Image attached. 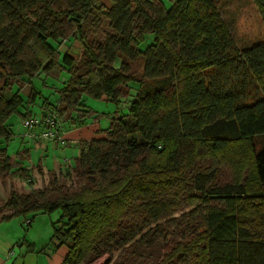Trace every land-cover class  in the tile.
<instances>
[{
  "label": "trees",
  "instance_id": "1",
  "mask_svg": "<svg viewBox=\"0 0 264 264\" xmlns=\"http://www.w3.org/2000/svg\"><path fill=\"white\" fill-rule=\"evenodd\" d=\"M107 1L0 0V178L30 188L11 191L0 221L59 211L50 242L67 246L64 264H116L115 252L170 236L149 264H264V145L252 147L264 137V40L237 47L214 0ZM60 69L69 79L40 113L91 115L84 95L116 108L104 136L80 143L76 188L53 172L35 188L7 152L8 120L21 106L32 117L34 77ZM232 144L251 146L249 164L220 180ZM186 204L189 218L176 215Z\"/></svg>",
  "mask_w": 264,
  "mask_h": 264
},
{
  "label": "rangeland",
  "instance_id": "2",
  "mask_svg": "<svg viewBox=\"0 0 264 264\" xmlns=\"http://www.w3.org/2000/svg\"><path fill=\"white\" fill-rule=\"evenodd\" d=\"M104 2H108L107 0H101ZM220 15L222 16L226 26L229 29L237 47L244 48L250 45H253L257 42L264 40V24L262 22L261 15L253 2V0H214ZM166 7L171 5L170 0H163ZM97 38L102 39L103 35L98 33ZM148 38L151 40L152 35H149ZM149 41V40H148ZM61 50H66V46L63 45ZM140 63L137 65V74L141 72ZM69 79V72L65 69H60L57 71L55 75L53 74H45L41 73L34 77L33 85L37 88L38 94L36 103H34L31 107L35 114L31 116L39 117L42 109L39 104L41 101L40 98L47 97L49 102L52 105H56L58 103V92L65 85V82ZM29 85L21 86V91L24 95L29 91ZM22 94V95H23ZM83 102L89 108L93 117L91 120L93 121L96 117L108 119L110 122V115L114 112L116 108V104L105 101L102 99L93 98L89 95L83 96ZM127 101L125 98L121 100V107L123 110L125 109ZM24 106L20 107V111L13 113L9 122L11 124V130L13 132V137L9 141L7 145V152L11 156L12 160L17 158L18 153L21 156L19 160H22V164L24 167L30 170L31 179H33V186L35 188H42L51 181L52 177L49 175L50 172L55 173L54 175L59 177V179L64 183L66 189H74L78 185L77 179L73 172V163H74V155L76 152L73 150H66L65 152L62 149L56 146H49L45 149L43 142H49L55 145H65V127L63 126V122L69 119L70 114L76 113L75 111H67L62 113L61 116L54 113L57 118L61 129V137L64 139L63 143H56L44 137H39L37 139L27 138L23 135L24 129L21 124L23 119H20L21 115L19 112H24ZM44 112V111H43ZM39 113V114H38ZM87 114L85 112L79 113ZM91 115H88L86 120H89ZM44 130V128H42ZM31 141V143H30ZM32 142L34 144H32ZM37 142L40 143V146H37ZM254 145L252 147L254 149H259L262 145H264V137L257 136L253 139ZM40 147V148H39ZM27 148L25 152H21L23 149ZM251 152L250 145H230L224 152L222 156L223 167L218 168V177L219 179H226L229 174L238 172L243 169L244 166L249 164V157ZM64 159H70L72 163L64 164ZM57 163V164H56ZM49 172V173H48ZM15 191L17 193H28L30 192L29 184L26 181L21 180L16 177L7 176L4 180L0 178V205L4 203L9 197L11 191ZM55 194L50 193L49 199H53ZM183 206L179 207V210L176 211V215L185 214V217L189 218L192 210V207ZM59 211H54L50 214L42 212H34L27 214L25 216L31 220V224L27 225L23 219L24 216L18 215L14 216L11 220H5L1 222L0 230H9L7 225H12L11 223H17L18 220H23L22 224H17V228L19 230V234L21 236H27L28 238H35L40 243H46V246H51L50 244V236L53 234V227L51 226V220L58 216ZM3 213H7L6 209H2L0 211V217ZM27 219V218H26ZM13 222H9L12 221ZM15 221V222H14ZM6 223V224H5ZM45 238V239H42ZM169 241L165 242V240H161L159 244L155 247L154 250H148L142 246H128L120 253L115 252L110 259V262H113L115 259L116 264H147V259H154L156 254L162 255L166 252L167 243L171 245L172 237H168ZM176 238V237H174ZM45 246V247H46ZM107 255L102 256L98 261L92 264H104V260L107 259ZM109 258V257H108ZM150 263V262H149ZM148 263V264H149ZM82 264V263H79Z\"/></svg>",
  "mask_w": 264,
  "mask_h": 264
},
{
  "label": "crops",
  "instance_id": "3",
  "mask_svg": "<svg viewBox=\"0 0 264 264\" xmlns=\"http://www.w3.org/2000/svg\"><path fill=\"white\" fill-rule=\"evenodd\" d=\"M27 110L32 112V114H35L30 105H28ZM111 115L109 116L110 118ZM87 117L88 115L84 116L83 118H78L77 112L72 113L70 118L62 123L65 127L66 144L58 146L49 142H43L45 149H47L49 146H56L62 149L64 152L69 149L71 150V153H73L72 151L74 150L76 152L74 155L75 159L79 154L80 143L96 137L104 136V131L109 127L110 124L109 120L105 118L96 117L92 121L91 118L93 115H91L89 120H86ZM32 144L34 143L32 142ZM37 146H40L39 142H37ZM26 150L28 149L25 148L21 152H25ZM65 162L72 163L70 159H64V164H66ZM27 216H24L23 219L28 218ZM57 217L52 219L51 222L56 220ZM11 219L12 218H10V220ZM22 221L23 220L21 219L18 220L17 223L15 221V223H11L13 220L9 221L12 225L9 226L5 223V226H7L9 230H0V264H64V257L68 252L67 246L61 245L57 248H53V245L50 247L46 246L47 242L40 243L35 238L21 236L19 234L17 224H22ZM1 222L3 221H0V224Z\"/></svg>",
  "mask_w": 264,
  "mask_h": 264
},
{
  "label": "built area",
  "instance_id": "4",
  "mask_svg": "<svg viewBox=\"0 0 264 264\" xmlns=\"http://www.w3.org/2000/svg\"><path fill=\"white\" fill-rule=\"evenodd\" d=\"M21 124L24 128L23 135L28 139L44 137L56 143L61 144L64 142V139L61 137L58 118L50 110H47L39 117L32 116L25 118L21 121ZM42 128H44V130ZM24 222L27 224L29 223V220L25 219Z\"/></svg>",
  "mask_w": 264,
  "mask_h": 264
}]
</instances>
